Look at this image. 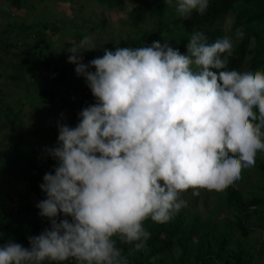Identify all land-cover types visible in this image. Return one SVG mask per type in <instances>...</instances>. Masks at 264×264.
<instances>
[{"label": "clouds", "instance_id": "9594fccd", "mask_svg": "<svg viewBox=\"0 0 264 264\" xmlns=\"http://www.w3.org/2000/svg\"><path fill=\"white\" fill-rule=\"evenodd\" d=\"M208 7L175 0L174 8L189 19ZM161 35L150 46L105 48L88 63L83 53L98 48L91 36L67 49L95 103L74 127L58 122L45 148L57 164L36 207L50 226L29 236V247L0 244V264H131L150 239L147 220L168 222L187 207L189 189L223 191L264 153V69L230 70L229 35L210 43L194 30L186 53Z\"/></svg>", "mask_w": 264, "mask_h": 264}, {"label": "trees", "instance_id": "16d2710c", "mask_svg": "<svg viewBox=\"0 0 264 264\" xmlns=\"http://www.w3.org/2000/svg\"><path fill=\"white\" fill-rule=\"evenodd\" d=\"M5 1L16 10L15 12H26L35 0ZM62 1L58 0L59 3ZM83 1L85 2L81 5L80 11H83L90 2ZM95 1L101 5L105 3L106 9H114L122 3V0ZM154 4L156 7L148 0H143L137 10L130 12L128 23L137 34L128 33L121 36L115 42L117 44H110L109 49L114 50L117 46H150L153 41L163 42L161 34H166L164 38L173 47L178 48L181 53H186L187 39L194 30L203 31L210 43L227 35L222 21L225 15L230 13L234 18L232 30L235 32L237 28H241L244 37L234 46L229 69L239 71L264 69V0H209V7L204 15L194 10L189 19L179 18L175 8L168 6L164 1ZM43 13L44 21L31 24L21 22L16 26L13 20L5 33L14 32V36H0V66L13 69L10 76L16 84L23 86L24 82L27 83V74L36 71L40 63L46 66L45 63L49 59L50 43L47 30L56 31L58 26L48 18H57L61 13L57 7L49 9V13L47 11ZM151 15L153 16L147 22L154 18L155 25L147 30H140L146 17ZM86 20L93 23L91 28L108 31L112 30L110 25L113 26L114 16L106 12L105 15L95 14L92 19ZM83 37L84 34L77 33L75 40L80 41ZM19 38H23V42ZM75 40L67 42V48L74 46ZM103 49L105 48L98 49L96 53L85 54L84 59L88 63L93 58L102 56ZM10 52L12 56L6 57ZM69 55L70 52L62 55L64 57L61 65L53 63L46 67L48 74L44 84L48 87L38 90L39 99L52 108L54 105L56 107L50 121L49 133L44 135L40 143H35V146L28 150L20 163H0V244L13 240L29 247L28 237L39 235L50 226L47 218L41 217L36 207L40 200L46 198V194L39 187L43 183V176L47 172H54L57 164L47 155L45 148L56 143L58 122L74 127L78 123L79 111L95 103L85 79L78 76L82 82L77 81L74 86L69 87V90L79 92L76 97L65 99L62 105L56 104L60 83L68 80L75 72L76 66L68 62ZM25 87L29 90L27 85ZM0 91L3 92L2 89ZM4 94L6 95V92ZM18 114L19 111L12 106L0 107V117L10 124L14 120L9 118ZM261 168L264 170V160L261 161ZM12 175H15V178H11ZM200 190L202 189L197 191ZM189 192L194 194L193 189H189L182 193V196ZM192 200L166 223L157 224L150 219L145 222V228L151 236L144 249L135 251L129 257L131 264H264L263 194H253L242 188L229 186L222 204L205 217L190 210ZM253 234L259 237L255 238ZM120 247L127 254L130 246Z\"/></svg>", "mask_w": 264, "mask_h": 264}, {"label": "rangeland", "instance_id": "374dc122", "mask_svg": "<svg viewBox=\"0 0 264 264\" xmlns=\"http://www.w3.org/2000/svg\"><path fill=\"white\" fill-rule=\"evenodd\" d=\"M142 1L143 0H122L119 7L106 9L105 3H102L101 5V3L95 0H90L86 5L87 7L84 8L83 11H80L81 5L85 2L83 0H63L61 3H59L58 0H35L34 3H32V7L27 8L26 12H15L16 10H14L9 3L5 0H0V36L2 37L14 36V32L10 34L5 33V31L11 27L9 24L13 20L15 21L14 23L16 26L21 24V22L31 24L37 21H44L45 15L43 12L47 11V13H49V9H54L56 7L61 13L57 15V18H48L56 23L58 30H47L49 33L47 38L50 43V49L48 50L49 59L45 63L46 66H44L43 63L38 64L36 71L27 74V83L24 82L23 86L14 83L10 76L13 69L0 66V88L3 90V92L0 91V107L3 106V108H7L8 106H12L19 111L18 116H12L9 118V120H14L12 124L4 118L2 119V116L0 117V163H20L28 150L35 146V143H40L44 138V135L49 133L50 121L53 118V111L56 107L54 105L52 108V106L46 105V103L39 99L38 90L48 87L44 84L45 77L48 74L46 67L53 63L61 65L62 58L64 57L62 55L69 53L66 46L67 42L74 41L77 33H82L84 36H91L98 48L84 52L83 55H85L87 53H96V51L101 48H111V43L113 45L117 44L115 42L121 36L128 35V33L133 35L137 34V31L130 26V23H128V21L130 22L129 13L137 10ZM148 1L152 3L156 0ZM162 1L165 2V0ZM168 6L175 7V0H173L172 5ZM169 10L171 9L169 8ZM106 12H109L114 16V20L112 21L113 26L110 25L113 31H104L101 30V28H91L93 23H90L86 19H92L93 15L99 13L105 15ZM6 15L11 16V18ZM152 16L153 15L146 17V20L140 26V30H147L155 25L154 18L147 22ZM229 19L234 21L233 15L230 13L225 15L222 21L223 26ZM19 28L21 29V26H19ZM232 29L233 28L231 27V30L227 32V35L231 36L233 45L235 46L239 39L236 37L235 32ZM19 39L23 42V38ZM29 40H32V38H29ZM75 41V45H77L79 41ZM13 49L18 50L17 48ZM19 51L20 50H18V52ZM11 56L12 52H10L9 55H6V57ZM84 62L87 63V60L84 59ZM77 81L82 82V80L78 79L76 72H74V75L69 77L68 80L60 83V91L58 90L59 94L56 98V104L62 105L65 99L76 97L79 92L69 90V87L74 86ZM25 85L28 86L29 90H26ZM49 86H53V84H49ZM5 92L6 95L4 94ZM263 160L264 153H258L255 165L250 168H245L242 171L241 178L230 186L239 189L242 188L253 194L264 195V170L261 168V161ZM10 177L15 178V175ZM9 187H11V185H9ZM228 187L223 191H208L202 189L198 192V195L189 192L184 194L185 196H182V198L187 202L193 199L190 210L205 217L212 211L214 212L218 206L222 204L227 195ZM253 236H255V238L259 237L257 234H253Z\"/></svg>", "mask_w": 264, "mask_h": 264}]
</instances>
